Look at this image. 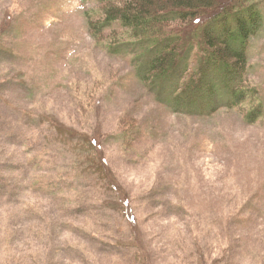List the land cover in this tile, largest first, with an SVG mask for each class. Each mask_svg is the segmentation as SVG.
I'll return each instance as SVG.
<instances>
[{
    "label": "rangeland",
    "instance_id": "obj_1",
    "mask_svg": "<svg viewBox=\"0 0 264 264\" xmlns=\"http://www.w3.org/2000/svg\"><path fill=\"white\" fill-rule=\"evenodd\" d=\"M104 4L0 0V264H264V26L257 104L180 111Z\"/></svg>",
    "mask_w": 264,
    "mask_h": 264
},
{
    "label": "trees",
    "instance_id": "obj_2",
    "mask_svg": "<svg viewBox=\"0 0 264 264\" xmlns=\"http://www.w3.org/2000/svg\"><path fill=\"white\" fill-rule=\"evenodd\" d=\"M102 2L105 17L92 23L98 36L101 38L118 23L129 28L137 47L144 45L151 51L148 68L143 71L145 77L158 87L178 79V110L217 112L226 104H257L259 90L250 83L251 47L264 26V13L255 4L247 6L241 0ZM196 54L200 59L198 69L191 68ZM184 65L187 67L183 71ZM257 107L248 114L253 122L263 115L264 105Z\"/></svg>",
    "mask_w": 264,
    "mask_h": 264
}]
</instances>
